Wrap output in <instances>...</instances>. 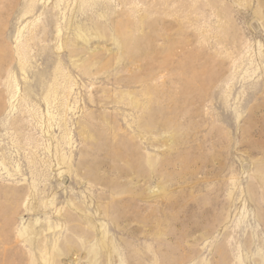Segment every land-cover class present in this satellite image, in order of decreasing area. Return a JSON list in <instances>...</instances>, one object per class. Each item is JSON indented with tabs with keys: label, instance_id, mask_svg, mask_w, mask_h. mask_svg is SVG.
Returning <instances> with one entry per match:
<instances>
[{
	"label": "rangeland",
	"instance_id": "obj_1",
	"mask_svg": "<svg viewBox=\"0 0 264 264\" xmlns=\"http://www.w3.org/2000/svg\"><path fill=\"white\" fill-rule=\"evenodd\" d=\"M0 264H264V0H0Z\"/></svg>",
	"mask_w": 264,
	"mask_h": 264
}]
</instances>
